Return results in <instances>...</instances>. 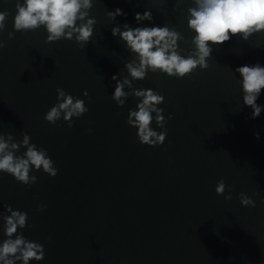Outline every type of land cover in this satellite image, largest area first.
<instances>
[{
	"label": "water",
	"instance_id": "water-1",
	"mask_svg": "<svg viewBox=\"0 0 264 264\" xmlns=\"http://www.w3.org/2000/svg\"><path fill=\"white\" fill-rule=\"evenodd\" d=\"M15 5L0 0V11L9 13L0 31V133L19 141L27 132L58 169L52 177L33 168L38 179L31 185L0 173V212L5 205L27 212L28 226L18 232L44 245V259L29 264H264V109L250 118L235 72L264 66V31L212 45L209 67L191 77L149 71L134 80V88L165 98L158 107L166 139L148 146L126 123L140 98L129 96L122 107L112 99V76H128L134 54L111 29L167 25L183 36L178 45L187 57L194 50L187 23L194 0H93L89 18L96 23L84 47L75 39L46 43L44 26L15 31ZM116 8L127 16L112 20L107 12ZM145 10L153 20L138 24L135 13ZM58 87L89 109L71 127L62 117L55 124L44 119ZM257 104L264 105V89ZM151 127L164 130L155 120ZM221 179L231 186L230 201L215 192ZM242 192L254 208L240 203ZM41 204L47 207L38 211ZM2 226L0 220V241Z\"/></svg>",
	"mask_w": 264,
	"mask_h": 264
},
{
	"label": "clouds",
	"instance_id": "clouds-1",
	"mask_svg": "<svg viewBox=\"0 0 264 264\" xmlns=\"http://www.w3.org/2000/svg\"><path fill=\"white\" fill-rule=\"evenodd\" d=\"M179 3V0H177ZM194 7L188 8V27L194 31L192 44L194 50L187 57L180 54L178 41L184 39L181 33L164 26H143L141 22L152 21L151 10L135 13V20L141 26L135 28L128 23L112 27L113 36L125 42V47L134 58L125 64L128 76L118 79V74L112 76L115 81L112 99L118 106H124L129 96L140 98L136 109H129L126 123L137 129L139 142L148 146L162 145L167 136L165 128L166 117L164 109L158 105L164 102V96L155 90L137 89L133 87L134 80H142L147 73L161 72L170 77H191L197 69L209 67L207 58L213 52L212 45H220L229 41L233 36L243 40L254 34L264 31V0H194ZM93 0H16V14L13 28L15 31L35 30L44 26L47 31L46 43L61 39L75 41L84 47L93 35L95 18H89V9ZM7 11H0V31L5 28ZM107 15L116 20L117 16H127L122 9L108 11ZM79 21V24L77 22ZM8 38H14L12 31ZM5 46L0 40V49ZM240 74L239 83L242 85L243 104L252 109L251 119L261 115L264 105L257 104V99L264 89V66L259 63L243 65L235 69ZM130 77V78H129ZM127 86L128 91H125ZM57 103L44 115L50 124L63 118L69 127L73 124V117L79 118L89 109L84 100L68 94L63 88H57ZM84 96H88L85 90ZM155 113V116H153ZM169 113L167 119H171ZM155 120L156 125L163 131L151 127ZM89 131H92L89 129ZM22 139L15 141L11 133H0V173L12 175L16 181L31 185L37 182L36 175L30 171L43 170L55 177L58 169L53 166L54 161L47 155V149L37 148L31 143L27 132H22ZM259 139V132L255 133ZM21 147L26 148L22 155H16ZM226 188L229 194L225 195ZM217 195L224 196L226 201L232 199L231 186L226 185L223 179L217 182L215 188ZM259 195V193H255ZM240 203L245 207H255L256 202L245 193L239 194ZM47 205H38L37 210L42 211ZM27 212L14 210L11 205H5L0 212L3 221V234L6 237L0 241V264H29L30 261L44 259V245L28 240L18 229L27 227Z\"/></svg>",
	"mask_w": 264,
	"mask_h": 264
}]
</instances>
